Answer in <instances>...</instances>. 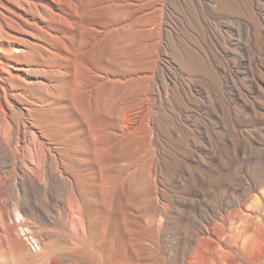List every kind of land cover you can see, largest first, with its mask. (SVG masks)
<instances>
[{"label":"rangeland","instance_id":"1","mask_svg":"<svg viewBox=\"0 0 264 264\" xmlns=\"http://www.w3.org/2000/svg\"><path fill=\"white\" fill-rule=\"evenodd\" d=\"M13 1L0 0L1 115L19 138L0 124V264H211L216 243L219 264H264L260 237L224 233L264 185V0H162L141 34L102 32L96 55L72 11ZM124 43L153 108L120 129L115 102L135 91L116 77Z\"/></svg>","mask_w":264,"mask_h":264},{"label":"bare ground","instance_id":"2","mask_svg":"<svg viewBox=\"0 0 264 264\" xmlns=\"http://www.w3.org/2000/svg\"><path fill=\"white\" fill-rule=\"evenodd\" d=\"M111 1L113 2V4L108 5L107 3L111 2ZM118 1L117 0H46L43 3V5H40V6L42 7V10L45 13H54L55 12L54 11L55 5H60V7H61L60 9L64 14H68L69 10L72 11V14L69 15V17H70L69 19H71V17H72L73 21L68 20V23H70L72 26H79V28L81 29L82 36L84 34V31L86 30L84 40L82 41V43L86 42L85 47L90 48L87 50L93 51L96 55V53H98L96 51V49L98 48V42L101 39L105 38V37H103L102 32H104L105 30H109L110 28H112L111 29L112 31L119 30V31H124V32H128V33L140 32V30L138 31L137 29H135V26H139V25L140 26H146V21L150 19L149 17H152V19H155L156 14L159 13L161 10L160 8L163 7L162 4H163L164 0L163 1L162 0H118ZM54 2H55V5H54ZM11 3L15 4L16 2L13 0H3L1 5H2V7H4V9L9 11L10 13H15V11L12 10L13 6L10 5ZM133 8H135V10L132 11L131 15H125V16L122 15L123 11H125L124 13H126L127 9L132 10ZM147 9L149 12H146L145 17L140 18L139 13L144 12ZM115 26L117 29H115ZM145 28H148V27H145ZM156 28H157V26H156ZM125 29H127V30H125ZM142 29H144V27ZM147 30H149V29H147ZM152 30H154V29H152ZM88 31H89V33H88ZM149 31H148V33H149ZM140 34H141V32H140ZM108 36L110 38V41H112L111 39H117L119 37V35H118V37H115L114 35H112V33L108 34ZM141 44H142V42H141ZM130 45L131 44L128 45L127 43H124L122 46L126 47V49H124L122 51H117L115 53V55H116L115 60L117 61L116 63L121 65V67H122L121 71L118 74H116L118 81H124V82L133 81V84L131 85V87H133V90H135V91L131 92V94L134 96V98H133L134 100L131 99V100L126 101V99L125 100L118 99L115 102L114 118L112 119V122L115 124V122L117 121L119 124H121L120 129H122L124 127V125L122 123H126L128 120H132V119H134V121L136 123H140V124L143 121L147 120L146 124L150 125L149 124L150 121H148V117H151V114H152L151 110L153 108V107H151L152 105L149 104V103H151V101H150V98L148 96V94L151 93L150 88H149L150 83L153 80H152V78H148V75L136 77L138 74L136 75L132 64H130L129 60H127L128 53L126 52V50L128 48H130ZM99 48H101V47L99 46ZM116 49H117V47H116ZM147 49H148V47H147ZM97 50H99V49H97ZM99 51H101V50H99ZM82 55H83V53H82ZM97 57H98V54H97ZM7 58H8V56H7ZM149 59H151V58H149ZM145 61H146V59H145ZM153 61H154L153 63H150L152 65H151V67L149 66L150 67L149 69L144 67L145 66V65H143L144 63L140 62L137 70L140 69L143 72H150V70H152L154 67L156 69L157 68L156 66L159 64V62H158L159 60L157 61L154 59ZM157 62H158V64H157ZM0 63H3L2 60H0ZM134 67H136V66L134 65ZM85 68L86 69L88 68V71L92 74L96 73V71L93 69L94 68L93 66L87 67V65H86ZM134 73L136 76L134 75ZM148 81H150V83H149L148 87L146 86V89H144V86H145L146 82H148ZM93 85L94 84H91L90 87L88 88V90L92 89ZM1 91H3V93H4L3 98L0 97V124H1V126H3L5 123L2 121L1 113L6 112L4 109V105L10 103L9 102V93L10 92H9V89H7V87H5L4 85L0 86V94H2ZM11 91H13V93L19 92V96H27L24 91H16L15 88H12ZM91 99L92 98H90V100ZM151 100H153V99H151ZM152 103H153V101H152ZM13 106L14 105H12V107ZM6 121H7V123L4 126L9 128L8 132H10V136L12 138L11 140L13 141L14 138L17 137V136H15L17 126L15 124H13L14 122L9 121L8 119H6ZM137 126H139V125L137 124ZM25 129H26V127H25ZM137 129H139V128H137ZM120 132H122V131L120 130ZM110 137H113V138L118 140V137H120V134L115 131ZM95 140H97V139H95ZM108 140L109 139L107 138L106 141H108ZM109 142L111 143L112 141H109ZM263 174L261 175L262 177H263ZM2 194H4V191L1 190V188H0V195H2ZM249 198H251V197H249ZM249 198H248V200H249ZM242 207L245 208V211L240 209L241 211H239V212L237 211L238 213L236 214V216H235V212H234V216L231 215L232 217L229 218V214H228L229 219H227V218H226L227 220L224 219L225 220L224 221V225H225L224 233L227 234V236H232V237L233 236L235 237L236 235H239L242 237H246V236L250 237L251 235H256V237H258V239L260 237V239L263 242L262 244L264 247V185H263L262 189H260L259 193L254 194V197L249 202L243 203ZM238 223H241V226ZM227 240H228V238H227ZM213 247H214V249L213 248L212 249H213L214 253H212V255H211L210 259H208V261L210 260L209 262H211V264H219L220 262H217L218 260L214 258L213 254H217L218 252L227 253V251L222 249V245L219 243H216L215 246H213ZM251 248H252V246H251ZM237 264H242V263H237Z\"/></svg>","mask_w":264,"mask_h":264}]
</instances>
